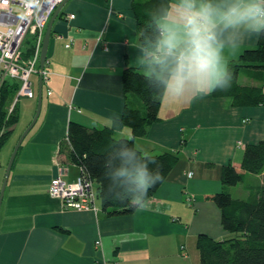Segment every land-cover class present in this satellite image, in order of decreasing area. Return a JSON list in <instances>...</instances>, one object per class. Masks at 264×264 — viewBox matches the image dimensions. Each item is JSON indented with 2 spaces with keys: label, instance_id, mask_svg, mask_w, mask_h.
Masks as SVG:
<instances>
[{
  "label": "crops",
  "instance_id": "crops-1",
  "mask_svg": "<svg viewBox=\"0 0 264 264\" xmlns=\"http://www.w3.org/2000/svg\"><path fill=\"white\" fill-rule=\"evenodd\" d=\"M133 1L67 0L54 20L40 114L19 147L0 204V264H200V234L233 236L223 228L220 208L210 196L229 190L222 167H240L246 145L264 139V104L234 106L230 97L213 93L161 103L159 119L146 135L134 137L135 144L144 153L175 151L179 159L147 199V208L110 216L99 195L95 209L78 210L50 194L55 176L74 183L82 174L71 160L72 121L112 126L127 104L141 105L123 83L124 69L139 67L134 45L141 37ZM259 38L247 39L229 56V64L255 48ZM242 71L243 84L264 86L257 72ZM35 75L37 100L23 108L17 101L16 126L27 119L22 132L38 108L41 76ZM16 126L0 149V197L9 158L22 136L14 138ZM117 133L133 136L127 126ZM262 174L249 179L263 182Z\"/></svg>",
  "mask_w": 264,
  "mask_h": 264
},
{
  "label": "trees",
  "instance_id": "trees-1",
  "mask_svg": "<svg viewBox=\"0 0 264 264\" xmlns=\"http://www.w3.org/2000/svg\"><path fill=\"white\" fill-rule=\"evenodd\" d=\"M160 0H134L133 10L137 18L140 33L147 16L145 10H152ZM167 3V0H163ZM151 29L148 32L151 33ZM143 39V37H141ZM33 42L24 52L28 57L32 54ZM231 86L227 90H215L214 96H226L232 99L234 106H250L264 104L263 84H243L239 80L242 70H252L264 82V35H260L255 48L246 49L238 60L229 64ZM6 80L0 88V149L11 136L19 121L18 102L13 110L10 107L18 93V80ZM123 83L126 93H133L141 102L138 107L126 105L123 114L113 121L112 126L89 127L72 121L69 126L71 160L78 164L82 172L93 179L97 185L98 195L108 215L131 214L138 209L127 199L121 200L117 195L131 196L138 189L130 176L117 173L123 160L131 168L136 158L122 157V149L134 147L137 158L152 157L156 163L150 164V170H159L162 179L150 187L146 200L152 197L178 161V153L166 151L161 153H144L135 144V136H144L148 127L159 119L161 102L153 100L155 84H149L140 74L139 67H127L123 72ZM162 91V89H161ZM130 127L133 132L129 137H117L116 131ZM126 141L129 144L126 145ZM264 172V139L257 143H249L244 150L240 167L232 163L222 167V182L226 187L240 183L245 184L249 194L246 198L234 197L226 190L211 195V199L221 211L223 228L233 234L232 237L216 239L208 234H200L197 246L200 251V264H264V181L250 180V176H258ZM127 190V191H126Z\"/></svg>",
  "mask_w": 264,
  "mask_h": 264
},
{
  "label": "clouds",
  "instance_id": "clouds-1",
  "mask_svg": "<svg viewBox=\"0 0 264 264\" xmlns=\"http://www.w3.org/2000/svg\"><path fill=\"white\" fill-rule=\"evenodd\" d=\"M40 2L28 0L37 7ZM145 14L139 34L143 39L134 45L139 49L136 59L140 74L159 93L153 100L161 103H183L227 90L232 79L229 56L247 39L264 35V0H160ZM137 152L134 147L122 149V157L136 159L131 168L123 160L117 173L130 176L138 191L117 197L144 209L148 189L162 177L158 168H149L156 161L147 155L137 158Z\"/></svg>",
  "mask_w": 264,
  "mask_h": 264
},
{
  "label": "built area",
  "instance_id": "built-area-1",
  "mask_svg": "<svg viewBox=\"0 0 264 264\" xmlns=\"http://www.w3.org/2000/svg\"><path fill=\"white\" fill-rule=\"evenodd\" d=\"M64 1L41 0L37 7L30 5L28 0H0V88L8 79L18 80L17 98H33L36 91L32 76L38 74L43 83L49 80V59L46 58L44 66H41L42 47L49 22ZM29 35L34 48L32 54L25 57L24 46ZM49 191L52 196L61 199L66 208L95 209L98 195L95 182L83 172L74 183L67 182L61 175L55 176ZM97 244L101 241L98 240Z\"/></svg>",
  "mask_w": 264,
  "mask_h": 264
},
{
  "label": "water",
  "instance_id": "water-1",
  "mask_svg": "<svg viewBox=\"0 0 264 264\" xmlns=\"http://www.w3.org/2000/svg\"><path fill=\"white\" fill-rule=\"evenodd\" d=\"M67 0H65L58 8L57 10L55 11V13L53 14L50 22H49V25L47 27V30H46V33H45V38H44V42H43V47H42V54H41V66H44V63H45V60L47 58V52H48V46H49V42H50V38H51V32H52V25L54 23V20L56 19V17L58 16V13L60 12L61 8L63 7L64 3L66 2ZM42 96H43V82H42V79L40 80V88H39V94H38V108H37V112H36V115L33 119V122L31 123V125L29 126V128L22 134L21 138L19 139L17 145L15 146V149L12 153V156H11V159H10V162H9V165H8V169H7V173H6V178H5V184L2 188V191H1V197H0V204L2 202V199H3V195H4V189H5V186H6V182H7V179H8V176H9V173H10V170H11V167H12V164L14 162V159L16 157V154L19 150V147L25 137V135L27 134V132L29 131V129L34 125V123L36 122L39 114H40V110H41V106H42Z\"/></svg>",
  "mask_w": 264,
  "mask_h": 264
},
{
  "label": "rangeland",
  "instance_id": "rangeland-1",
  "mask_svg": "<svg viewBox=\"0 0 264 264\" xmlns=\"http://www.w3.org/2000/svg\"><path fill=\"white\" fill-rule=\"evenodd\" d=\"M29 40H27V42H26V44H25V46L27 47V45L29 44H31V42H32V40H31V36L29 35ZM244 72L243 71H241V73H240V76H239V80L241 81V83H244ZM13 79H10L9 81H12ZM32 80H33V82H34V88L36 89V75L34 74L33 76H32ZM20 98V97H19ZM19 98H17V95H16V98L14 99V102H13V104L12 105H14L17 101L19 102V108H23L24 106H26L28 103H29V100H30V102H35V100H37V98H31V97H21L20 99ZM19 99V100H18ZM38 105V104H37ZM36 105V106H37ZM37 110V109H36ZM26 123H27V119L24 117L23 119H22V121H21V123H19L18 124V126H16L17 127V129H16V131H15V136H14V138H16L21 132H22V129L25 127V125H26ZM26 130V129H25ZM25 130L22 132V134L25 132ZM21 134V135H22ZM116 136L117 137H120V134L119 133H117L116 134ZM12 142V141H11ZM13 152V151H12ZM11 152V153H12ZM12 155V154H11ZM10 158H11V156H10ZM10 158H9V160H10ZM9 163V162H8ZM262 179H264V175L262 174ZM229 190H228V192L229 193H231L234 197H238V198H246L247 196H246V187H245V184H243V183H240V184H237V185H234V186H229V187H227ZM243 192V195L244 196H242V193Z\"/></svg>",
  "mask_w": 264,
  "mask_h": 264
}]
</instances>
